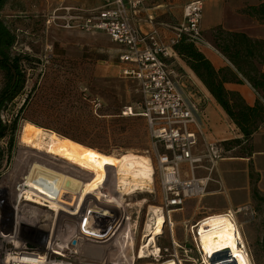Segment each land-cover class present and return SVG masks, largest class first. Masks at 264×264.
Listing matches in <instances>:
<instances>
[{
	"label": "built area",
	"instance_id": "2783aa9c",
	"mask_svg": "<svg viewBox=\"0 0 264 264\" xmlns=\"http://www.w3.org/2000/svg\"><path fill=\"white\" fill-rule=\"evenodd\" d=\"M148 1L103 0L100 8L82 16L64 11L67 17L53 19L63 20V27L70 30L100 31L125 49L119 56L120 63L128 66L122 76L137 83L140 99L136 109L126 108L122 115H139L146 122L149 185L124 193L108 177L93 192L71 194L59 189L51 198L26 187V179L13 168V178L0 181V264H238L226 251L205 253L197 227L202 220L183 224L182 241L175 236L174 215L187 201L206 193L217 164L229 154L222 143L199 140L202 123L197 105L186 96L184 77L172 63L177 58L173 48L180 41L211 48L200 28L203 2L188 3L181 23L171 28V37L163 39L150 18L147 34L140 33L132 22L129 13ZM255 93L264 107V97ZM183 165L188 178H184ZM155 185L160 191L159 204L148 207L137 239L141 208L131 198L140 192L152 195ZM238 211L222 213L236 228ZM154 214L163 217L161 233L156 236ZM165 232L168 245L161 246L159 240ZM237 248L252 264L247 246L238 236ZM97 249L103 252L102 258H97Z\"/></svg>",
	"mask_w": 264,
	"mask_h": 264
},
{
	"label": "rangeland",
	"instance_id": "374dc122",
	"mask_svg": "<svg viewBox=\"0 0 264 264\" xmlns=\"http://www.w3.org/2000/svg\"><path fill=\"white\" fill-rule=\"evenodd\" d=\"M68 15L75 14L68 12ZM68 15L64 11L41 9L40 6H35L33 0H7L0 13L2 22L15 35L12 53L26 55L28 59L21 64L26 79L23 92L2 113V119L9 120L27 99L26 106L18 116L13 147L8 148V137L1 141V182L14 176L11 175V170L18 151L23 146L20 139L26 124L59 137L73 139L105 154L132 153L148 158L150 156V139L144 119L122 115L126 108L136 109L140 98L136 93V85L120 74L119 47L100 32L88 34L78 29L70 30L63 27V20L53 19L55 16ZM221 32L223 35L216 43L225 42L226 33ZM253 46L255 48L252 47V52L259 55L262 46L257 43ZM243 67L249 70L247 65ZM185 82L186 96L193 101L191 97L197 95L198 91L195 85L197 82L192 77ZM1 84L0 72V86ZM233 103L242 104L238 100H233ZM213 119L218 120L215 116ZM200 120L203 126L202 117ZM229 120L224 125L233 137L238 130L231 126L233 122ZM210 122L211 120H204L205 125H210ZM201 130L203 131L202 128ZM241 141L243 142L242 136L241 139L225 141L224 145L231 148ZM242 146L238 152L233 151L226 158L244 154ZM218 165L206 193L198 200L186 202L183 210L174 215L176 239L178 242L183 240L184 223L194 224L207 215L239 210L236 224L245 245L251 251L252 264H264V178L260 179L249 168V177L245 178L246 185H249L246 189L241 186L237 188L221 181L217 172ZM236 165L240 164H224L225 167L228 166L227 170L232 176L241 177L243 171ZM185 169L183 165L181 170L184 171V178H188ZM247 190L249 192L245 194ZM159 194L155 185L152 195L140 192L131 198L133 203L145 200L140 206L137 239L148 207L159 204ZM159 241L161 246L168 245V234L165 232ZM145 263L155 264L149 261Z\"/></svg>",
	"mask_w": 264,
	"mask_h": 264
},
{
	"label": "crops",
	"instance_id": "0c3cea01",
	"mask_svg": "<svg viewBox=\"0 0 264 264\" xmlns=\"http://www.w3.org/2000/svg\"><path fill=\"white\" fill-rule=\"evenodd\" d=\"M35 6H40L41 9L52 10L53 12L68 11L75 15H84L90 11L98 9L102 6L103 0H33ZM130 0H123L128 3ZM195 0H151L146 2L143 7L130 12V16L135 27L142 34H147L151 31V25L148 19L152 20L153 25L158 28L163 39L171 37V28L177 26L182 21V14L184 7ZM203 2V12L201 21V33L203 38L211 48H197L211 63L215 71H221V77L225 79L223 87L228 92L233 100H238L240 103L253 107L256 103H260L255 90L239 73L231 62L215 48L216 36L218 33H240L246 35L253 43L261 45L262 48L258 52H252L249 57V62L253 67L264 73V13H260L258 8L263 5L264 0H200ZM33 4V3H32ZM31 5V3L29 4ZM255 7L257 11L250 14L249 8ZM100 31H93L88 34H94ZM218 32V33H217ZM102 33V32H100ZM104 34V33H102ZM105 35V34H104ZM108 38V37H107ZM214 40V41H213ZM118 46V45H117ZM119 47V56L125 51L123 47ZM172 63L177 69L185 75L182 81L185 87V81L191 77L196 80L197 95L192 96L193 102L199 108V116L202 117V135L206 142H217L224 144L225 141L232 139H241V135L237 132L234 136L227 131L224 125L230 122V118L223 113V110L218 106L213 97L207 91L202 82L195 76V74L177 57L172 59ZM120 74L126 65L121 64ZM245 70V69H244ZM191 76V77H190ZM124 79L130 80L136 85L137 83L127 77ZM261 95V94H260ZM215 116L218 120H214ZM211 120L210 125H205L204 120ZM221 121V122H219ZM231 124V123H230ZM233 124V123H232ZM231 126H235L232 125ZM202 137L199 139L201 141ZM244 145V146H242ZM244 147V154L234 155L228 157L218 164V174L222 182L234 185L237 188L247 187L245 178L249 168L260 179L264 178V121L261 122L256 131L250 136L247 141H241L239 145L229 147V153L238 152ZM238 150V151H237ZM225 163L240 164L237 168L242 169L241 177L231 175L228 172V166ZM223 164V165H222ZM225 168V169H223ZM245 174V176H244ZM246 185V186H245ZM249 191L247 190L245 194ZM188 202V201H187Z\"/></svg>",
	"mask_w": 264,
	"mask_h": 264
},
{
	"label": "bare ground",
	"instance_id": "6f19581e",
	"mask_svg": "<svg viewBox=\"0 0 264 264\" xmlns=\"http://www.w3.org/2000/svg\"><path fill=\"white\" fill-rule=\"evenodd\" d=\"M20 140L23 146L15 159L14 171L26 179V187L35 194L52 198L59 189L71 194L77 190L89 193L98 189L108 177L120 191L129 193L135 188H145L151 181V165L145 156L101 153L30 124L23 126ZM142 204L144 202L138 201L134 205L140 207ZM153 219L157 221L154 235H160L163 217L154 214ZM197 227L205 253L215 255L226 251L238 264H250L237 248V236L241 239V232L222 213L203 217ZM96 255L102 258L103 252L97 249Z\"/></svg>",
	"mask_w": 264,
	"mask_h": 264
},
{
	"label": "trees",
	"instance_id": "16d2710c",
	"mask_svg": "<svg viewBox=\"0 0 264 264\" xmlns=\"http://www.w3.org/2000/svg\"><path fill=\"white\" fill-rule=\"evenodd\" d=\"M6 1L0 0V13ZM256 11L257 8L255 7L249 8L250 14ZM258 11L261 14L264 13V6L261 5ZM222 35V33L218 34L216 40ZM14 43L15 35L0 18V72L2 74V84L0 86V166L3 160L1 141L8 137V148L11 149L13 147V137L19 122L18 116L24 106H26L27 101V99L24 100L25 103L9 120L4 121L2 119V113L7 110L8 106L13 105L15 99L22 94L26 82L25 71H23L21 64L28 61V59L26 55L12 53L11 50ZM253 45L254 43L244 34L228 33L225 42L222 44L216 43L215 48L231 62L251 87L264 97V73L258 71L249 62V57L252 55V47L255 48ZM173 51L202 82L218 106L231 119L238 133L242 136V140L247 141L256 131L258 125L264 121V107L262 104L256 103L253 107H248L244 104H234L231 95L223 87L225 79L221 77V71H215L200 50L192 44L180 41L173 48ZM244 65H247L249 70L246 68L244 70ZM135 116L140 117L139 115ZM70 140L75 141L73 139ZM247 249L249 251L248 246ZM249 257L251 263H253L251 251H249Z\"/></svg>",
	"mask_w": 264,
	"mask_h": 264
}]
</instances>
